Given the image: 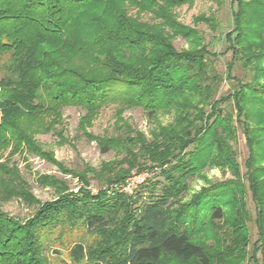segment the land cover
<instances>
[{
    "label": "trees",
    "instance_id": "16d2710c",
    "mask_svg": "<svg viewBox=\"0 0 264 264\" xmlns=\"http://www.w3.org/2000/svg\"><path fill=\"white\" fill-rule=\"evenodd\" d=\"M193 1L0 0L2 199L37 203L10 160L25 151L57 163L35 135L52 131L64 140L63 106L83 109L78 129L103 152L121 155L98 169L85 165L83 173L57 163L82 185L74 192L41 176L40 182L56 185L58 197L24 220L0 209V264H50L47 246H63L73 233L93 241L68 246L72 264H264V0H229L231 25L218 38L220 54L230 53L225 76L201 33L176 19L175 8ZM200 18L219 29L214 14ZM176 35L190 47L176 48ZM222 79L229 91L214 98ZM110 103L118 113L141 107L148 116L170 112L173 120L152 129L150 139L123 123L115 134L88 133ZM238 131L247 149L244 173L234 147ZM209 166L233 177L182 200L188 179L204 178ZM144 169L159 170V191L151 181L140 186L144 199L143 190L119 189L132 170ZM88 173L99 184L96 193L86 186Z\"/></svg>",
    "mask_w": 264,
    "mask_h": 264
},
{
    "label": "rangeland",
    "instance_id": "374dc122",
    "mask_svg": "<svg viewBox=\"0 0 264 264\" xmlns=\"http://www.w3.org/2000/svg\"><path fill=\"white\" fill-rule=\"evenodd\" d=\"M129 12L132 15L137 14L135 8H130ZM175 13L176 19L179 22L197 29L204 39L203 43H209L208 48L218 54V57L214 58L213 64L216 70L225 76V67L230 53L220 54L224 49V43L218 38L220 37V32L228 30L231 25L229 0H223L221 5L215 0H194L191 5L183 4L176 7ZM210 13L215 15L220 24L219 29L216 31L211 30L202 18L196 20L197 17L201 15L207 16ZM139 18L149 20L150 14L141 13L139 14ZM172 43L178 49L190 47L189 41L180 35H176L172 39ZM234 74L240 76L238 70H235ZM215 90L214 98H219L220 95L229 91V82L226 79H222L217 84ZM117 106L115 103L103 106L99 110L98 115L93 119L91 125L87 126L86 131L95 136L115 134L119 132L118 124L123 123L143 132L150 139L152 129L157 128L159 125L166 126L173 120V115L170 112L160 110L154 116H148L147 112L141 107H132L126 108L118 113ZM83 112L84 110L78 106L68 105L62 107L63 124L61 125V131L64 140H60V137L52 131L35 135V139L42 145V149L51 153L57 163H60L63 167L71 171H77L79 173H83L85 165L98 169L102 163L121 157L120 154H116L112 149L103 152L97 139L91 138L87 134H84L82 130L78 129L79 117ZM234 147L237 149V159L241 172L244 173V160L247 157V149L240 131H238L237 142L234 144ZM57 163L25 151L15 153L11 157L9 166L13 164L18 168L22 181H24L27 190L37 200V203H27L18 196H12L7 200H3L1 197L2 194L0 193V209L10 216L24 220L30 217L41 203L51 201L58 197L56 185L52 186L40 182L39 178L45 175L53 176L61 180L70 190L76 192L82 183L77 176L63 172ZM143 171H146L147 174L141 177L138 174L139 172L132 170L124 181V184H130L132 191L143 190L142 199L147 196V191L140 186H145L151 181L154 185L155 192H157L163 184V176L158 173L159 170L152 172L144 169ZM202 174L204 178L195 176L188 179V190L183 194L182 200H189L191 195L201 189L202 186L233 177L230 170L217 166L205 167L202 170ZM90 175V173L86 175L89 179V184L86 186L91 190V193H96L99 184ZM247 207L251 214H253V204L249 196L247 198ZM249 227L250 236L253 241L256 238L253 222L249 223ZM78 239H83L86 243L93 241L92 236H81L80 233H73L65 237L63 246L57 244L54 246L48 245L46 255L50 264H72L68 257V246H71ZM212 243L211 240H207L208 245H212ZM53 248L58 249L59 253H55Z\"/></svg>",
    "mask_w": 264,
    "mask_h": 264
},
{
    "label": "built area",
    "instance_id": "2783aa9c",
    "mask_svg": "<svg viewBox=\"0 0 264 264\" xmlns=\"http://www.w3.org/2000/svg\"><path fill=\"white\" fill-rule=\"evenodd\" d=\"M139 174V176H141V177H143L144 175H146L147 173H146V171H142V172H140V173H138ZM143 180V179H142ZM119 187V189L120 190H122V191H125V192H129V193H131L132 192V190H131V187H130V184H121V185H119L118 186Z\"/></svg>",
    "mask_w": 264,
    "mask_h": 264
}]
</instances>
